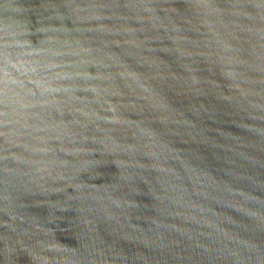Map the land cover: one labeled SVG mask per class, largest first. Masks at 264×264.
<instances>
[{"label": "water", "instance_id": "95a60500", "mask_svg": "<svg viewBox=\"0 0 264 264\" xmlns=\"http://www.w3.org/2000/svg\"><path fill=\"white\" fill-rule=\"evenodd\" d=\"M0 264H264V0H0Z\"/></svg>", "mask_w": 264, "mask_h": 264}]
</instances>
